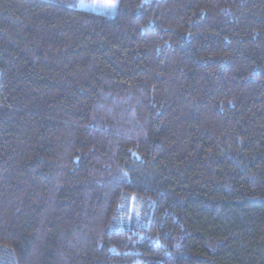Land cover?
Here are the masks:
<instances>
[{
  "label": "trees",
  "instance_id": "trees-1",
  "mask_svg": "<svg viewBox=\"0 0 264 264\" xmlns=\"http://www.w3.org/2000/svg\"><path fill=\"white\" fill-rule=\"evenodd\" d=\"M0 0V264H264V0Z\"/></svg>",
  "mask_w": 264,
  "mask_h": 264
},
{
  "label": "rangeland",
  "instance_id": "rangeland-1",
  "mask_svg": "<svg viewBox=\"0 0 264 264\" xmlns=\"http://www.w3.org/2000/svg\"><path fill=\"white\" fill-rule=\"evenodd\" d=\"M119 0H79L78 6L93 12L112 15L118 7ZM115 5L112 7L111 5Z\"/></svg>",
  "mask_w": 264,
  "mask_h": 264
},
{
  "label": "snow or ice",
  "instance_id": "snow-or-ice-1",
  "mask_svg": "<svg viewBox=\"0 0 264 264\" xmlns=\"http://www.w3.org/2000/svg\"><path fill=\"white\" fill-rule=\"evenodd\" d=\"M112 7H115V5L113 4V5H111Z\"/></svg>",
  "mask_w": 264,
  "mask_h": 264
}]
</instances>
